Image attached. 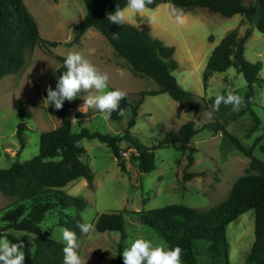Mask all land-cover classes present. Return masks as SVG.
<instances>
[{"label":"rangeland","instance_id":"374dc122","mask_svg":"<svg viewBox=\"0 0 264 264\" xmlns=\"http://www.w3.org/2000/svg\"><path fill=\"white\" fill-rule=\"evenodd\" d=\"M23 2L35 18L41 38L58 43L55 48H49L54 56L65 58L71 50L81 52L98 68L109 74V90L117 88L124 90L132 107L141 102L135 125L130 129L133 138L146 146H151L163 141L166 132L177 130L187 121H192L199 129L191 139V143L197 149L194 162L185 170L203 172V176L190 181H183L184 161L180 154L170 147L154 151L155 169L147 174L138 172L136 161L133 160L135 153L130 149L129 159H125L126 173H122L112 152L104 144L96 139L79 141L78 146L85 150L81 159L93 175L92 187L89 188L85 180L78 179L61 190L68 196H80L87 202L80 215L83 222L87 219L94 226L97 218L103 213L126 211L123 216L125 238L121 239L120 234L115 231L99 233L96 229L91 238L81 234L78 252L85 260L88 259L87 264H117L118 247L120 246L122 258L121 254L129 246L130 238L144 237L153 240L154 243L166 244L161 236L141 225L137 216L131 213L151 211L171 204L208 210L227 198L231 186L244 174L249 161L236 152L224 136L202 129V126L210 121L202 113L211 109L218 94L226 95L231 91L243 97L247 87L242 75L233 68L223 73L212 74L205 85L202 75L211 51L224 36L233 31L242 36L250 29L251 34L245 43L244 56L251 63H262L259 77L264 79V35L253 29L239 15L223 18L201 8L185 9L187 19L182 27L177 26L169 15L168 4H161L154 9L159 22L153 26L147 23L146 17L142 18L137 14L135 19L140 24V30L164 45L174 48L173 59L178 67L172 74L182 89L195 96L198 107L197 111H188L183 110L167 94L141 99L139 93L156 90V84L134 74L94 29L86 30L77 42L72 43L85 15L82 1L23 0ZM253 3L254 0L244 1L246 6ZM142 19L144 23H140ZM54 56L36 47L26 53L25 65L18 74L0 80L1 169L8 168L14 162L22 163L36 156L40 134L54 130L60 124L55 107L43 102L48 86L55 89L58 80L56 70L59 62ZM85 95L87 93L81 97ZM81 97L72 101L68 111L71 120L75 119L76 114L86 117L77 125L76 121H72L74 130L85 128L91 132L123 135L131 114L130 109L118 122L105 120L96 110L79 111L84 104ZM19 104L31 113L30 118L25 120L27 129L23 134L22 149L16 138ZM252 111L259 119V126L253 133H249L253 125L249 115L237 118V112H233L230 105L221 104L219 111L213 115L221 123L226 124V129L238 137L243 146L253 147V155L256 158L264 161V152L260 151V147L264 145L262 136L264 85L255 87ZM13 203V199L0 194V229L4 225L2 215L7 209L12 208ZM74 214L73 208L62 212L54 210L45 217L40 228L48 232L51 239L57 241L52 234L59 236L57 229L60 227V221H63L65 216ZM253 226L252 211L243 213L232 221L226 228V239L220 246L221 254L217 262L212 261L206 241H195L194 253L197 263L248 264L247 256L254 238ZM8 233L16 238L21 234L12 230ZM30 239L31 235L23 243V251L28 257L35 253V250L33 253L29 251L34 244Z\"/></svg>","mask_w":264,"mask_h":264},{"label":"trees","instance_id":"16d2710c","mask_svg":"<svg viewBox=\"0 0 264 264\" xmlns=\"http://www.w3.org/2000/svg\"><path fill=\"white\" fill-rule=\"evenodd\" d=\"M83 2L85 15L78 26V31L72 40L75 43L88 29L97 31L123 59L134 74L152 80L156 90L139 93L141 99L147 96L167 94L183 110L197 111L195 96L182 89L173 72L178 65L173 59L174 48L164 45L137 27L125 23L117 25L107 20L108 13H114L116 7H125L127 0H79ZM245 0H154L149 8L155 9L161 4H174L181 8H201L211 14L223 18L234 15L241 16L256 31L264 35V0H254L252 5H244ZM117 32L119 39L114 40L112 33ZM251 34L247 29L242 36L233 31L224 36L211 51L202 75L205 85L214 73H223L233 68L242 75L246 83L243 95L245 105L236 113L237 118L249 115L253 125L249 133L259 126V119L252 111L254 105L255 87L264 85V79L259 77L261 62L251 63L245 59V43ZM58 46L41 38L35 18L25 6L23 0H0V80L9 75L18 74L25 65V55L34 48H42L48 55L54 56L49 48ZM59 62L56 75L64 71V59L54 56ZM84 93L82 92L80 96ZM47 97V93H44ZM141 102L134 107L126 96L120 103L125 112L131 110L126 129L122 136L91 132L85 128L73 129L69 115L72 101H65L61 110H56L60 117L59 126L39 136L38 154L25 162H14L8 168H0V194L14 200L13 206L2 215L3 227L0 234L12 230L24 235L19 239L25 243L28 236L35 234L33 240L35 253L32 257L25 256L29 264H63L64 243L50 238L48 232L40 228V224L54 210H75L73 216H65L60 221V227H67L76 232L78 241L81 236L76 227L83 222L80 213L86 208L87 202L80 196H68L61 189L68 184L83 179L89 188L92 187L93 175L90 168L82 161L85 153L78 143L82 139H96L110 149L117 166L126 173L125 159L121 153L132 149L135 153L137 170L147 174L155 169L154 151L170 147L178 152L184 161L183 181L202 177L203 172H186L192 166L197 149L191 139L199 132L192 121L183 123L177 130L165 133L164 139L154 145L146 146L133 138L130 129L135 125L137 110ZM31 113L22 105L18 106L19 122L16 127V138L20 149L23 148V134L27 129L25 120ZM123 116L118 112L111 114L110 120L118 122ZM76 125L86 119L84 115L76 114ZM202 129L213 134H221L234 147L235 151L248 159V167L231 186L227 198L220 204L208 210L190 208L181 204L166 205L151 211L134 212L138 222L162 237L168 248L176 246L182 249V264H198L194 253L195 241H206L212 261L220 257V246L224 243L227 226L237 217L248 211L253 212V242L247 256L248 264H264V161L253 155V147L246 148L240 139L226 129L214 115ZM264 136V135H262ZM264 152V145L260 147ZM126 211L101 214L95 223L99 233L115 231L125 238L123 216ZM9 240L18 242L10 234ZM117 264H123L118 247Z\"/></svg>","mask_w":264,"mask_h":264},{"label":"clouds","instance_id":"9594fccd","mask_svg":"<svg viewBox=\"0 0 264 264\" xmlns=\"http://www.w3.org/2000/svg\"><path fill=\"white\" fill-rule=\"evenodd\" d=\"M154 0H127L125 7H116L114 13L107 14V20L110 23L123 25L125 23L133 24L140 29L135 17H146L150 26L157 24L158 15L154 9L149 8ZM169 15L173 18L177 26H183L186 23L187 14L185 10L174 4L168 5ZM140 23H144L142 19ZM114 40L119 39L117 32L112 33ZM64 71L57 80L56 87L47 88V97L44 99L48 105H53L56 110H61L65 101L71 102L81 97L82 92L87 95L81 97L84 104L78 109L81 112L87 110H96L102 114L103 119L111 118L113 112L124 116L125 111L120 108V103L127 96L122 89L109 90L110 76L107 72L102 71L81 52L71 50L64 59ZM244 98L231 91L226 95L218 94L210 110L202 114L209 120L213 119L214 112L219 111L220 105L231 106L233 112H239L241 107L245 105ZM73 122L76 119L72 120ZM76 227L84 234L91 238V234L95 231L93 223L87 219L84 222H78ZM59 236L53 235L57 242H64L63 247V264H87L78 252L80 243L75 231L67 227H59L57 229ZM9 233L0 234V264H24L25 252L23 251V242L19 241V237L24 234H18L17 241L13 242L8 238ZM35 234H31L30 240H35ZM129 246L122 252L123 264H182V249L179 246L168 248L164 243H154L153 240L144 237H135L129 239ZM35 245H32L30 252H34Z\"/></svg>","mask_w":264,"mask_h":264},{"label":"built area","instance_id":"2783aa9c","mask_svg":"<svg viewBox=\"0 0 264 264\" xmlns=\"http://www.w3.org/2000/svg\"><path fill=\"white\" fill-rule=\"evenodd\" d=\"M129 152H130V149H127L125 152L123 151L122 153H121V155H122V157L124 158V159H129Z\"/></svg>","mask_w":264,"mask_h":264}]
</instances>
